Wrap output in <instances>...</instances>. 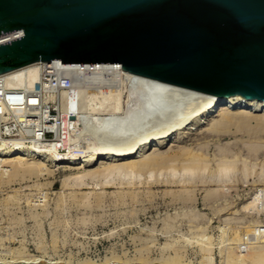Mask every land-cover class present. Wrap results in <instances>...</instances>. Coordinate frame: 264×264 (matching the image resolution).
Wrapping results in <instances>:
<instances>
[{"label": "rangeland", "instance_id": "rangeland-1", "mask_svg": "<svg viewBox=\"0 0 264 264\" xmlns=\"http://www.w3.org/2000/svg\"><path fill=\"white\" fill-rule=\"evenodd\" d=\"M175 99L170 96L163 98L159 105L161 108L152 113L149 122L145 115H142L144 118L137 114L139 120L135 125L138 123L139 127L137 124L134 134H140V131L142 136V131L155 132L161 125L176 124L179 121L176 117H181L182 112L184 114L191 106L186 104L187 99H181V104L185 102L182 104L184 107L179 106L178 99ZM225 111L216 108L213 115L194 128H189L188 123V126L174 130L166 140H159L164 143L163 152H181L184 147H191L192 150L184 154L186 157L195 153L205 154L210 157L213 168L217 167L215 161L237 160L234 163L231 159L236 168L231 172V179L222 182L227 195L221 193L223 186L220 184L201 185L183 168H165V165H175L177 160L159 169L139 170L138 167L121 166L111 171L104 168L110 162L100 158L92 166L97 171L91 175L84 174V167L79 166L83 163L81 158L76 159L74 165L64 161L56 164L47 162L46 170L40 169L36 162H30L32 159L29 160L32 164L27 163L33 166L16 169H13V161L4 162L7 164L0 169V253L11 257L10 251L20 248L47 259H62L61 262L67 264L113 261L202 264L208 261L206 255L209 254L213 264H225L224 256L241 252L240 244L246 248L249 240L255 241L254 238L259 235L257 229L261 226L257 223H264L263 213L257 215L253 212L252 215V207L242 209V205L251 202L261 191L259 188L264 187V112ZM141 117L147 122L139 123L142 122ZM87 123L84 125L92 129ZM110 128L111 136L106 131L108 135L101 132L103 137L99 138L107 141L105 145L122 139L112 136L119 134H115V128ZM206 131L208 134H205ZM179 133L182 135L180 138ZM184 133L189 137L185 135V139L179 141ZM84 135L81 127L74 134L81 140L74 144L79 153L85 150ZM127 137H123L125 141L129 140ZM115 138L118 140L115 141ZM9 139L5 138V143L0 141V145H9L6 143L14 138ZM157 141L152 142L155 144ZM99 143L103 147V143ZM145 148L143 150L148 154L156 152L154 146ZM140 155L143 156L138 151L131 158L137 159ZM178 161L181 163L183 160ZM206 171L211 177L209 169ZM217 187L220 191L213 192V198L208 191ZM197 225L207 227L208 233L202 232L211 236L199 233L203 229ZM222 227H226L225 233ZM236 235L239 236L238 243L232 241ZM206 245L212 246L211 250L205 248Z\"/></svg>", "mask_w": 264, "mask_h": 264}, {"label": "water", "instance_id": "water-1", "mask_svg": "<svg viewBox=\"0 0 264 264\" xmlns=\"http://www.w3.org/2000/svg\"><path fill=\"white\" fill-rule=\"evenodd\" d=\"M14 30L22 35L0 43V73L52 59L116 62L216 96L264 102V0H0V35Z\"/></svg>", "mask_w": 264, "mask_h": 264}, {"label": "bare ground", "instance_id": "bare-ground-1", "mask_svg": "<svg viewBox=\"0 0 264 264\" xmlns=\"http://www.w3.org/2000/svg\"><path fill=\"white\" fill-rule=\"evenodd\" d=\"M102 66L106 70H112L113 75L111 77H107L105 75H104V77L100 76L98 79H95V80H98L96 85L88 86V85H86L85 79H83L79 76L75 77V81H76L78 87L80 88L79 91L82 94L81 95L82 101L80 103L81 113L79 115V119H80V127H81L82 131H84V134H85L84 135V138H85L84 142L86 144L83 142L85 144L84 152L83 153H76V152L70 150V152L67 153V152H60V151H57V149H54L53 153L44 154L43 152H40V151H34L35 149L32 145H19L17 138L12 137L11 139H13V138L14 139L9 141V142L13 141L15 144L6 145V146L0 145V169H3L2 168L3 164L9 163L8 161H10V162L13 161V167H14V168L12 167L13 169H16L18 167H20V168L21 167L25 168L27 166L30 167V166H33V165H30V164H32L30 162H34V163L36 162L37 164L36 163L35 164L37 166H40L39 167L40 169L45 168V170H46L45 164L47 162H49V163L52 162V163L56 164V163L64 161V163H66V164L74 165L77 162L76 159L81 158L83 163H81L79 166L84 167V170H85L84 174L91 175L97 171V169L93 168L92 166L100 158L104 159L106 162H110L106 166H104V168L111 170V171L118 168V167H121V166L122 167H126V166L138 167L139 170H144V169L150 170L153 168L159 169L158 167L161 168L165 164H168L169 162L173 163L174 161L177 160V162H174L175 165H173V164L172 165H170V164L165 165V168H169L171 166H173V169H175V170L178 168L179 169L183 168L186 172H188L191 176H193L197 182H200L201 185H206V184H210V183H217V184H220L223 186V188H220V189H222L221 193H225V187H224L225 184L223 185L222 182L227 181L228 178H230L231 172L232 171L234 172V170H236V168L234 167V164L231 162L232 158L230 159V161H229V159L228 160L225 159L228 162L215 161V165L217 162V165H216L217 167L213 168V166L209 162L210 157L208 158V156L207 157L204 156L205 154L199 155L198 153H195L194 155H191V156L188 155L186 157L184 154L189 153L188 151L192 150L191 147H184V150H182L183 148L181 147L182 148V149H180V150H182L181 152L180 151L163 152L161 148L163 147L164 143H162L159 139L164 138L166 140V137L170 136V134L174 130L182 128V127H186V125L188 126V123H189V128H194L195 125L197 126V124H199L202 120H205L206 118H209L211 115H213V112L215 111L216 108L226 110L225 111L226 113L229 111L232 112V110H234V109L240 111L239 113H241V112L242 113H244V112H247V113L248 112H264V102L262 100L257 99V98L249 99V98H244L240 95L216 96V95H213V94H210L207 92H203L200 90H196V89H192L189 87H185V86L177 85V84L166 82V81H161V80H158L155 78L147 77L144 75L136 74V73H133V72H130V71L124 69L123 66L117 65V64H111V63L108 64L107 63V64H104ZM24 68H27L28 71H24ZM9 72H11V73L14 72V73L18 74L19 76H25V78L29 79L30 84H34L37 81L39 74H40L39 62H34V63L27 65L26 67L17 68L15 70H11ZM87 88H88V90L86 91ZM168 96H170V98L172 97L174 99L177 98L178 99V105L181 104V99H183V100L187 99L189 101L191 100L192 104H191V101L190 102L188 101L189 103L186 101V104L190 105L191 107H188L186 105L189 108L188 109L185 106L184 109L187 108L186 111H184V109L181 108L184 111V114L182 111H181L182 112L181 115L178 113L181 117H179V116L176 117V119L177 118L179 119V121L177 120L178 122L176 124L173 123L172 125L171 124L161 125V127H159V128L157 127L158 129L155 130V132L152 130L149 132H146V133H145V131H142V132H144V135H142V136H141L140 131H139L140 134H134L135 131L137 132V129L139 127L138 123H137L138 125L136 124L138 127L135 125V122H137L139 120V119H137L139 117L136 118L137 114H140L141 116L145 115V117H147V120L149 122L150 116L153 115L152 113H155L156 111H158L161 108L159 105H161L160 103H161L162 99L165 97H168ZM179 98H180V100H179ZM177 99H175V100L177 101ZM183 103H185V102H183ZM167 104H165V105H167ZM182 104H181V106L184 107ZM162 109H163V107H162ZM181 109H179V111ZM142 117H144V116H142ZM142 117H141V119H142ZM143 119L141 120L142 122H139V123L142 124V123L147 122V120H145V119L143 120ZM86 121H88V123L92 129L89 130V128L87 127L88 125L87 126L84 125V123L86 124ZM174 126H176V127H174ZM110 127L115 128L114 129L115 134L116 133L119 134L118 136H116L114 134L112 136H114L116 138L119 137L120 139L122 138L121 140L124 142H122L121 140L117 142L116 140H118V139L115 138L116 142L114 144H112V142H110L111 144L105 145V143H107V141L105 142L104 140H99L100 137H103L104 132H106V131L110 132L111 131L112 128H110ZM135 128H136V130H133ZM155 129H156V127H155ZM101 132H103V133H101ZM105 134L107 136L108 132H106ZM110 134H112V133L110 132L109 136H111ZM205 134H208V132L206 131ZM125 135H127L128 136L127 138H129V140L126 138L127 142L124 140L125 138H123V137H125ZM131 135H133V136H131ZM134 135H140V136H134ZM176 135H178V134H176ZM185 135L189 137V135L184 133L183 138L179 139V141L184 140ZM179 136H182V135H180V133H179L178 137ZM105 137H104V139H105ZM137 137H138V139H137ZM108 138H110V137H108ZM98 140L100 141V143L101 142L103 143V144L101 143L103 147H101V145L100 146L98 145V143H99ZM153 140H158V141L154 144L152 142ZM175 140H176V138H175ZM60 143H61V141H56L54 143V145L57 146ZM148 146H149V148H150V146L151 147L154 146L155 147L154 149L156 150V152L151 153V154L146 153V151H144L143 149L145 147H148ZM138 151L143 156L140 155L141 157H139L137 159L131 158L134 155H136V153ZM213 158L215 160V157H213ZM235 158L237 159V156ZM122 159H126V160L120 161ZM179 159H182L183 161L181 163H179V161H178ZM29 160H31V161L29 162ZM172 160H173V162H172ZM233 160L234 159H232V161ZM6 161H7V163H4ZM223 161H224V159H223ZM234 161L233 162L236 163L237 160H234ZM240 161H242V160H240ZM27 162L30 164H28ZM177 163L179 165H177ZM238 163H239V161H238ZM243 165H245V164H243ZM37 166L36 167L34 166V167L37 168ZM207 169H209V173H210L211 177H209L206 174ZM241 169H244V168H241ZM252 169H254V168H252ZM49 171L52 172V170H49ZM1 173H3V172H1ZM244 173H246V171ZM246 176H247V174H246ZM172 180H174V179H172ZM0 181H1V178H0ZM168 181H170V180H168ZM194 185H196V184H194ZM193 188L196 189L195 187H193ZM218 188L219 187H217V189H214L213 191L212 190L208 191L209 193L211 192L209 195L211 196V194L213 192H214V194H216L215 192L220 191V190H218ZM259 189L261 191L254 196V198L251 202H249V203L247 202V203H244V205H242L243 210H244V208L249 209V207H252L253 208L251 210L252 215H253V212H256L257 215H258V213L264 214V187H260ZM222 196H225V195L222 194ZM212 197H213V194H212ZM217 197H218V195H217ZM258 198H259V200H256ZM212 202H214V201H212ZM226 203H228V202H226ZM216 211H217V209H216ZM215 213H217V212H215ZM232 215L235 217L234 214H232ZM236 215H238V214H236ZM244 215L247 216L246 212ZM229 216H227V217H229ZM258 221H259V219H258ZM257 225L262 226V225H264V223L261 224V222H258ZM199 226L197 225V227L199 229H203L199 233H202L204 236L205 235H207L208 237L211 236V234L209 235V234L205 233V232L208 233V231H206L207 227H205V226L199 227ZM202 231H205V232H202ZM226 231H227L226 227H222V232L225 233ZM257 233H255L254 235H257ZM236 234H238V232H236ZM238 235H236V237H233L232 238L233 240L232 239H230V240L236 241L238 243V241H239ZM263 236H264V232H259V235H257V239H255L256 237L254 238L255 241L249 240V244L245 242L246 245L247 244L249 245V246L247 245L246 248H242L241 244L239 243L240 244L239 247L241 249V252H240V250H239V252L236 251L237 253L233 251L234 253H230L226 257L224 256L225 264H264V239H263L264 237ZM240 239L242 240V238H240ZM244 239H245V236H244ZM240 242L242 243V241H240ZM232 245H234V243H232ZM209 246H207L205 248L210 249L212 247V246L211 247H209ZM10 252H11V257H7V256L0 253V262H18V261L39 262L41 259H44L48 262H61L62 261V259H53V258L47 259L44 256L35 255L33 253H29L26 250L20 249V248H13L12 251H10ZM10 252H8V253H10ZM230 252H232V251H230ZM206 256H207L208 261L202 263L204 260L203 259L201 263L202 264H213L211 262V259H210L211 256L209 254ZM212 261H213V259H212ZM165 264H172V263L166 262Z\"/></svg>", "mask_w": 264, "mask_h": 264}, {"label": "built area", "instance_id": "built-area-1", "mask_svg": "<svg viewBox=\"0 0 264 264\" xmlns=\"http://www.w3.org/2000/svg\"><path fill=\"white\" fill-rule=\"evenodd\" d=\"M21 35V30L1 34L0 43ZM38 62L40 74L34 84L14 72L0 73V141L5 143V138L16 137L19 145H32L34 151L49 154L57 149L79 153L74 144L81 140L74 134L80 129L82 94L75 77L79 76L86 80V85L93 86L100 76L113 75L112 70H106L102 65L122 64L64 62L61 59ZM24 71H28L27 68ZM56 141L61 143L56 146ZM257 230L258 234L264 232V225Z\"/></svg>", "mask_w": 264, "mask_h": 264}]
</instances>
